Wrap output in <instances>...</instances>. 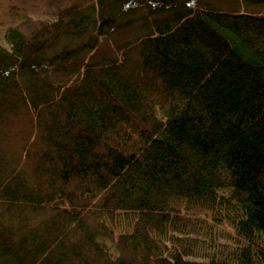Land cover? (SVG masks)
<instances>
[{"label": "trees", "instance_id": "trees-1", "mask_svg": "<svg viewBox=\"0 0 264 264\" xmlns=\"http://www.w3.org/2000/svg\"><path fill=\"white\" fill-rule=\"evenodd\" d=\"M0 36V264H264V0H0Z\"/></svg>", "mask_w": 264, "mask_h": 264}, {"label": "rangeland", "instance_id": "rangeland-1", "mask_svg": "<svg viewBox=\"0 0 264 264\" xmlns=\"http://www.w3.org/2000/svg\"><path fill=\"white\" fill-rule=\"evenodd\" d=\"M126 36H129V32H124V33H121V34H114V36L108 38L107 39V44L102 46V48L99 49L93 55V59H99L101 56H103L108 51V49L110 50V48H112L113 46H115V44H117L121 40H123ZM0 45H2V47H4L5 49L9 48V46L4 42L3 37H1V36H0Z\"/></svg>", "mask_w": 264, "mask_h": 264}]
</instances>
